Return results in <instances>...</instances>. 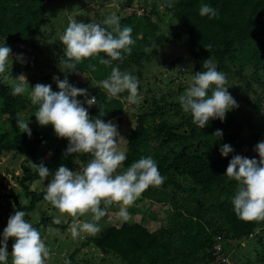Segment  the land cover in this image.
<instances>
[{"label":"trees","instance_id":"1","mask_svg":"<svg viewBox=\"0 0 264 264\" xmlns=\"http://www.w3.org/2000/svg\"><path fill=\"white\" fill-rule=\"evenodd\" d=\"M50 1L0 0V40L10 47L28 46L43 23L47 22L45 12ZM92 1L97 6L102 4V0L98 3V0ZM146 1L137 0L135 3L145 9L148 6L150 14L157 12L160 17L167 16L185 36L186 58H180L185 63V71L181 72V77L176 76L180 82L175 91H169L173 90L170 87L162 91L164 88L161 87L160 93L145 90L141 96L143 87L138 86L139 97L142 98L139 104L127 102V91L108 101L106 91L98 82L108 77L111 67L119 65L122 71H132L135 66V76L138 80L142 77L140 69L143 60L135 61V51L125 55L123 61H112L110 66L99 64L100 58L106 59L105 54L100 53L84 59L77 65V73H68L67 76L70 84L87 89L89 96H96L97 104L88 108L92 118L97 117L100 111L106 113L101 117L105 122L119 119L124 112L122 96L127 106L136 109L132 115L133 126L122 134L128 141L121 145L127 159L117 171H123L141 157L151 156L165 180L160 187L150 186L128 208L130 214L135 211L142 213L143 218L139 222H122L117 227L108 225L107 220L113 221L120 208L114 203L98 222L102 231L95 236L88 234L86 243L101 254L111 255L118 264H225L212 254L217 237L227 249L226 253L234 254L232 257H242L240 252L246 253L249 248L260 257L264 253V228L257 229L260 223L264 225V221H244L235 214L232 198L238 182L230 179L225 172L232 156L241 155L237 152L239 147L246 146L245 153L249 155L254 146L264 140V125L260 120L264 116H259L264 102V0H149L148 4ZM130 2L117 0L116 4ZM169 3L173 6L168 7ZM205 3L217 10L216 17L210 19L199 15L200 5ZM116 15L119 16L118 13ZM149 15L142 18L143 24L134 16L125 19L119 16L120 24L121 27L131 26L133 34L143 28L142 37L135 39V44L150 40L148 47L155 43L157 48L166 38L157 27L151 26L147 18ZM178 37V33L174 34L173 40ZM208 45L212 47L206 51ZM156 48L141 54L145 61L152 59ZM128 56L131 57L129 61L126 59ZM209 57L216 61L217 70L226 74V85L233 88V94L238 95L245 110L237 114L231 110L223 122L210 120L206 127L200 129L193 123L191 115L183 112L178 97L186 91L193 75L205 70L202 64ZM90 63L96 65L95 72L88 68ZM62 71L67 70L63 67ZM63 72L62 79L65 76ZM76 74H85L86 81L81 82ZM172 78L173 81L175 77ZM11 92V85L0 82V158L5 155L22 157L27 164L14 178L21 191L8 195L13 208L0 210L1 230L7 226L8 218L15 210L25 211L26 221L32 218L33 213H38L36 222L32 223L36 228L54 226L62 229V222L59 225L52 223L58 211L44 200L45 188L41 187L47 181L39 177L32 163L43 161L53 173L61 164L72 170L79 154L65 157L68 141L57 138L51 124L40 126L34 116L38 107L27 102L23 95L13 96ZM77 99L83 101L84 97L78 96ZM17 117L29 120L30 138L16 127ZM217 129L222 130V138L212 135ZM223 144L231 145L234 150L227 157H222L219 151ZM85 159L83 163L87 164L91 156L87 154ZM51 178L50 175L48 180ZM31 184L40 187L32 189ZM199 194L208 197L219 194L222 198L216 204L219 218L214 226L208 221L202 224L196 222L198 230L196 236L191 237L185 219L176 209L181 208L186 200L199 197ZM162 197H166L167 202H163ZM144 200L155 203L152 211L141 209L140 202ZM38 205H42L40 209H36ZM159 205H168L169 209ZM158 209L163 210V218L158 216L161 214L157 213ZM91 218V213L79 217L81 221H91ZM70 220L72 217L68 216L67 221ZM14 242V238L7 241L9 254ZM241 242L245 245L240 246ZM74 254L72 252L65 259L71 264H90L76 261ZM11 259L9 255L8 264H11ZM236 260L239 264L249 263H244L243 257Z\"/></svg>","mask_w":264,"mask_h":264},{"label":"clouds","instance_id":"2","mask_svg":"<svg viewBox=\"0 0 264 264\" xmlns=\"http://www.w3.org/2000/svg\"><path fill=\"white\" fill-rule=\"evenodd\" d=\"M167 6L173 5L169 3ZM199 15L211 19L218 12L205 3L200 5ZM103 25L107 27L95 22L72 20L59 36L64 45V58L60 63L67 71L63 72V79L59 76L52 77L58 91H53L51 84L36 83L30 87L24 73L13 78L11 72H8L9 60L11 58V67L13 59L23 64V54L13 57L10 46L5 43L0 46V78L13 81L11 94L22 95L30 90L31 103L38 106L34 114L38 124H51L57 138L68 141L65 157L73 154L91 156L80 171L70 170L61 164L53 173L43 161L32 163L39 177L47 181L44 200L59 213L72 217L69 231L73 238L81 233L93 236L99 234L102 228L98 222L106 216L108 207L114 203L120 205L116 215L127 222L130 218L128 208L150 186L160 187L165 180L151 156L141 157L123 171H117L127 159L126 151L121 145L128 141L120 134L113 121L105 122L101 119L106 113L99 111L97 117H90L88 108L97 104L96 96H89L87 89L77 88L69 83L67 74L77 73V65L84 59L104 53L110 59L100 58L99 64L110 66L112 61H123L125 55L131 54V46L135 44L132 27H121L120 17L115 14L107 17ZM211 47L208 45L205 50L208 51ZM155 48L153 43L150 47H145L144 51L152 52ZM202 67L205 70L196 72L186 91L178 97L183 112L190 114L193 123L200 129L206 127L210 120L219 119L223 122L229 111L239 107L228 92L229 87H225L226 74L217 70L216 61L209 57L203 61ZM88 68L92 72L97 70L92 63L88 64ZM98 83L106 91L108 101L127 91L125 99L129 104L140 103L138 78L128 71H122L119 65L111 67L108 77ZM78 96L84 97V100L77 99ZM16 127L31 137L28 119L17 117ZM212 135L219 139L223 133L217 129ZM219 151L222 157H227L234 150L231 145L223 144ZM253 151L258 159L233 155L225 174L238 182L232 198L235 214L244 221H264V140L258 142ZM50 175L52 179L49 181ZM87 213L92 214L91 221H81L79 217ZM25 216L26 213L22 210H15L9 216L0 239V264H8L9 255L12 258L11 264H46L50 257V249L42 239L41 232L26 221ZM52 223L59 225L60 217H54ZM48 231L52 233L58 230L49 228ZM9 238H14L15 241L11 254L7 251ZM226 250L217 237L212 254L226 262ZM64 264H71V261L66 259Z\"/></svg>","mask_w":264,"mask_h":264},{"label":"rangeland","instance_id":"3","mask_svg":"<svg viewBox=\"0 0 264 264\" xmlns=\"http://www.w3.org/2000/svg\"><path fill=\"white\" fill-rule=\"evenodd\" d=\"M116 1L117 0H102V4L100 6H97L92 0H51L50 3L46 6L45 17L47 18V22L45 24L43 23L31 43L26 47H11L13 57H15L17 54H23L25 62L22 64L13 59L11 67L10 58L8 65L9 74L11 72L12 77L15 78L18 74L24 73L27 76L30 87L34 86L36 83L51 84L52 90L58 91L55 82L52 80V77L59 76L60 79H62L61 73L63 72V66L61 65L60 61L64 58V45L59 40V36L64 32L70 21L77 20L78 22L83 21L84 23L95 22L103 26V21L113 14L116 15L118 13V15L122 19L128 18L129 16H134L135 19L139 18L140 21L142 20V18H144V16L150 14L149 12H147V10L150 8L147 6V8L145 9V7L143 6H138V3H135V1L137 0H131L132 2L128 4H116ZM98 2L101 1L98 0L97 3ZM146 2L148 4L149 0ZM158 8V10L161 11V8ZM147 18L151 22V26L157 27V29L166 39L162 42L163 44L156 48L152 59H150L149 61H145V58L141 56V54L146 53L144 49L151 43L150 40L138 44L136 43L132 46V51H135L136 53L135 61L140 62L143 60V66L140 69L142 77L139 78V87H143L141 90V96L143 95L145 90H149L150 92L154 90L156 91V93H160V90L162 89L161 87L164 88L162 89V91H165L166 88L169 87L170 89H173L169 91H175L177 84L180 82V79H178L177 77H181L183 75V73L181 72L185 71V63H182L180 59L182 58L184 60L186 58L185 36L179 32L180 28L177 27L176 23L169 20L167 16L162 15V17H160L157 12L150 14L149 16H147ZM141 29L143 28H140V31L135 34L132 33V37L134 40H140V38L142 37ZM177 33L179 34V37L176 40H173V35ZM3 44L4 42L0 40V46H3ZM5 45L9 46L6 43ZM130 58L131 57L128 56V58L126 59L129 61ZM106 59L110 58L106 56ZM185 61H187V59ZM128 72L135 76V66H133L132 71ZM76 75L81 82L86 81L85 74ZM172 77H175L173 81ZM170 79L173 83H171ZM0 82H7L11 86L13 84V81L11 79L5 80L3 78H0ZM168 83L170 84L164 87ZM225 87H229L228 92H230V94L239 104V107L233 109L232 111L236 114L244 112L245 106L239 99L238 95H235V93L233 94V88H231L229 85H225ZM29 92H25L22 95L27 100V102L32 104ZM210 94L211 93L209 92V95ZM122 102L124 105L123 114L120 115V118L118 117L119 119L111 120L118 126V130L121 135L124 133V131H126L127 128H131L133 126L132 115L136 113L135 108L133 109L130 106H127V104L123 100V96ZM262 106L263 109L261 110L259 116L263 117L264 102L262 103ZM260 120L262 125H264V117ZM246 150L247 147L242 146L238 148L237 152L242 156H246L249 158H253L255 156L256 158H258L255 151L251 150V153L249 155H246ZM86 155L87 154H79L78 158L73 162L74 166L72 170L80 171L83 169L84 165L86 164L83 163L86 162ZM26 164L27 163L22 157L15 158L11 155H5L0 158V210L8 207L13 208L10 196L8 197V195L12 194V192L17 194L21 191L20 188L15 184L14 178L20 175L21 167L26 166ZM46 184L47 182H45L41 188H45ZM30 187L32 189H38L40 186L31 184ZM162 199L164 200L163 202H167L166 197H162ZM221 200L222 198L219 196V194H215L210 197H208L207 195L202 196L199 194V197L196 196L193 199L186 200L181 208L176 209V211L180 212L185 219L186 225L189 229L188 233H190L191 237L196 236V232L198 230V227L195 225L196 222H198V224H202L204 223V221H208L209 225H216L219 218L218 210H216V204ZM154 204L146 200L140 202L141 209L143 210L150 209V211H152V209H154L152 205ZM41 206L42 205H38L36 209H40ZM159 206H163V208L169 209L168 205ZM44 208L48 210L46 206ZM55 211L57 212L58 210ZM157 213H161L158 216L160 218H163L164 213L162 209H158ZM57 215L60 217L62 224L65 225H62V229L54 226L37 228L41 232L42 239H44L46 246L49 247V249L51 248L50 257L46 261V264H64V261L66 260L65 258L67 256H70L69 254H71L72 252H75L73 257L76 261H86L90 262V264H93L95 262L99 264H118L115 260L113 261V257L111 255L101 254L99 251L94 249L93 246L90 245V243H86V237L88 234L81 233V235L77 238H73L69 231V225L71 224L72 220L67 221L68 215L61 214L59 213V211ZM38 216V213H33V215L31 216L32 218L29 219L28 222H36ZM3 217H1V220ZM141 217L142 213L135 211L134 213L130 214L128 222H139L141 220ZM122 222L123 221L117 215L113 221L107 220L108 225L112 224L116 227L119 226ZM262 225L263 224L260 223V227L257 230L264 228V225ZM49 228L56 229L58 231L49 233ZM2 233L3 230H1L0 226V239H2ZM52 238L55 239L52 240ZM243 244L244 243L241 242L240 246H243ZM240 254L244 259V263L248 261V264H264V253H261L259 257L254 249L249 248L246 253L245 251H241ZM232 255L234 254L226 253L225 264H233V262L234 264H239L236 258L242 257L240 255L232 257Z\"/></svg>","mask_w":264,"mask_h":264}]
</instances>
